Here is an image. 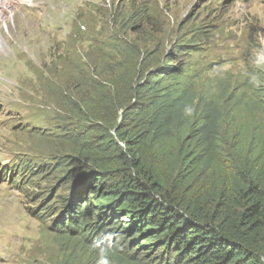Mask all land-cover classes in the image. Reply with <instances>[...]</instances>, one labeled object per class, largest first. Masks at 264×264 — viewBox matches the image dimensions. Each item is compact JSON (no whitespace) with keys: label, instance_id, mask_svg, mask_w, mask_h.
Instances as JSON below:
<instances>
[{"label":"rangeland","instance_id":"obj_1","mask_svg":"<svg viewBox=\"0 0 264 264\" xmlns=\"http://www.w3.org/2000/svg\"><path fill=\"white\" fill-rule=\"evenodd\" d=\"M13 1L0 22V264H98L80 247L69 250L79 243L62 239L54 222L81 183H88L96 207L104 198L73 160L79 158L78 123L81 133L104 124L119 142L115 129L123 111L116 120L108 103L131 81L142 85L154 75L173 95L183 91L195 101L168 145L144 146L163 193L182 198L190 188L194 202L213 212L227 191L242 186L241 173L264 172V0ZM83 81L95 82L87 87L98 93L87 110L77 96ZM77 101L82 112L70 107ZM98 105H105L101 115L93 114ZM206 109L210 136L201 147ZM131 122L139 124L136 116L126 125ZM94 137L108 145L100 133ZM182 155L186 170L199 165L186 187L175 180ZM138 174L132 171L131 179ZM127 222L114 230L124 232ZM133 241L139 244L140 237ZM133 250V264H153L147 256L159 254Z\"/></svg>","mask_w":264,"mask_h":264},{"label":"trees","instance_id":"obj_2","mask_svg":"<svg viewBox=\"0 0 264 264\" xmlns=\"http://www.w3.org/2000/svg\"><path fill=\"white\" fill-rule=\"evenodd\" d=\"M152 78L154 80L150 81ZM139 82L126 84L127 89H120L116 98L108 103H112L116 120L119 112L123 111V122L115 129L122 145L114 140L104 124L99 130L91 126L81 133L78 123L79 158L73 160L79 174L92 175L97 194L101 190L105 196L99 199V206L96 207L92 202L94 198H89L93 192L88 183H81L75 195L66 201L62 216L56 218L54 230L62 239L67 237L79 243L80 246H69V250L80 247L93 255L92 261L100 259L103 247L108 250L111 264H133L129 254H137L133 249L138 247L139 251H146L145 255L153 249H156L155 253L159 252L157 256H147L153 258V264H264V172L252 169L241 173L244 179L242 186L227 191L223 202L216 205L213 212L206 211L205 206L201 205L202 201L194 202L190 188L182 198L175 192L163 193L164 184L159 174L156 176L155 169L147 166L144 146L147 143H151V147L168 145L173 135L172 128L184 121L187 117L185 107H193L195 101L183 91L177 92V96L173 95L171 90L161 87L154 75L142 85ZM91 84L96 83L88 81L86 84L83 81V86H86L77 88V96L85 103L82 106L85 110L92 105L91 97L98 95L95 89L87 87ZM137 98L139 100L136 102ZM140 99L148 102L140 104ZM99 105L93 106V114L101 115L104 112L105 105ZM70 107L74 110L77 107L78 112H82L78 101ZM206 111L202 112L203 125L199 132L204 137L200 140L201 147L207 144L210 136V120ZM98 115L93 116L103 118ZM134 116L139 124L131 122L127 126L128 118ZM97 133L108 141V145L106 142H95L94 135ZM180 158L183 167L177 170L175 180L180 187H186L199 165L194 166V171L186 170L187 155ZM208 160L206 167L211 164ZM132 171L139 173L135 179H131ZM111 176H119L127 184H109ZM164 183L167 184L168 180H164ZM108 186L110 191L105 193ZM117 216L119 219L114 220ZM123 219L128 221L125 231L114 230ZM108 221L113 222L111 227L107 225ZM108 232H111L114 241L112 237L104 238L103 235ZM136 236L140 237L137 245L133 241ZM154 239L152 244H143ZM101 242L106 245L101 246ZM119 242L123 245L120 246ZM136 260L138 263L139 260Z\"/></svg>","mask_w":264,"mask_h":264},{"label":"clouds","instance_id":"obj_3","mask_svg":"<svg viewBox=\"0 0 264 264\" xmlns=\"http://www.w3.org/2000/svg\"><path fill=\"white\" fill-rule=\"evenodd\" d=\"M257 63H260V60L257 61ZM254 83L256 86H260L259 81L254 80ZM194 109L191 106H186L184 109V114L186 116H191L193 114ZM98 264H111V260L108 255V250L106 248H101L100 250V259L98 261Z\"/></svg>","mask_w":264,"mask_h":264},{"label":"bare ground","instance_id":"obj_4","mask_svg":"<svg viewBox=\"0 0 264 264\" xmlns=\"http://www.w3.org/2000/svg\"><path fill=\"white\" fill-rule=\"evenodd\" d=\"M20 2L27 5L29 3H35L36 0H20ZM14 5L15 2L13 0H0V22H2L1 20H6L8 9L14 8Z\"/></svg>","mask_w":264,"mask_h":264}]
</instances>
